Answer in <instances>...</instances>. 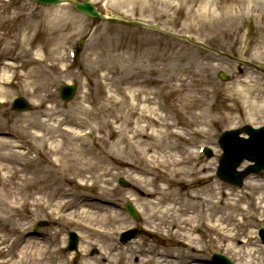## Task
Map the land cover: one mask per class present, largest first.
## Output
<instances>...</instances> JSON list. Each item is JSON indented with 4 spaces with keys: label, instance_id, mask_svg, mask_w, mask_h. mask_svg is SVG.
<instances>
[{
    "label": "rangeland",
    "instance_id": "obj_1",
    "mask_svg": "<svg viewBox=\"0 0 264 264\" xmlns=\"http://www.w3.org/2000/svg\"><path fill=\"white\" fill-rule=\"evenodd\" d=\"M92 1L101 11L188 34L237 60L156 31L90 20L70 6L0 0V141L15 152L6 162L0 159V177L11 189L0 183V264H27L18 258L26 244L20 232L39 220L48 225L34 237L38 245L28 252V264L40 263L42 249L51 254V264H201L212 252L234 264H262L255 229L264 226V178L249 175L238 188L214 171L220 132L264 121V75L238 61L252 57L264 63V0ZM80 38L72 63L68 51L76 50ZM219 71L227 81L218 78ZM65 82L78 84L69 102L57 96ZM193 82L196 91L186 86ZM202 91L208 92L207 106L199 98ZM17 95L32 103L30 111L9 108ZM132 103L136 113L131 109L124 118ZM138 106L149 112L138 116ZM167 121L177 126H164ZM90 123L99 132L86 143L77 140ZM135 144L156 158L170 154L183 161L184 175L145 198L141 175L132 167ZM198 146L211 148L212 157L200 154ZM14 173L18 180L9 179ZM119 177L130 186L120 187ZM91 182L93 189L79 185ZM191 194L197 197L189 199ZM133 197L139 222L120 209ZM7 198L14 202L11 211L3 203ZM233 201L238 210L227 209ZM210 203L212 217L191 231L188 219ZM13 218L19 220L15 228L7 225ZM114 220L121 223L112 241L92 233L113 232ZM133 226L153 235L118 246V234ZM71 230L80 236L76 252L63 248ZM55 247L59 251L52 254Z\"/></svg>",
    "mask_w": 264,
    "mask_h": 264
},
{
    "label": "bare ground",
    "instance_id": "obj_2",
    "mask_svg": "<svg viewBox=\"0 0 264 264\" xmlns=\"http://www.w3.org/2000/svg\"><path fill=\"white\" fill-rule=\"evenodd\" d=\"M41 62V61H39ZM30 78V77H29ZM181 79V78H180ZM178 79V80H180ZM202 83H200L201 85ZM189 90H197L198 89V86H195L194 82L193 83H188L186 85ZM195 90V91H196ZM194 91V92H195ZM203 100V102H205V106L209 105L208 101L210 100L208 98V92H205V91H202L201 92V97H199ZM209 99V100H208ZM249 101V100H247ZM124 106H127V108L129 107V105L127 103L124 102L123 104ZM136 106L135 104L132 103L131 107L128 109V111L126 110V112L124 114V118H128L129 117V114H132L131 112V109H133V113L135 114L136 113ZM139 107V106H138ZM206 108V107H205ZM139 110L140 112L138 113V116L140 114H144V113H147L149 112V109H147L145 106H141L139 107ZM145 116V115H144ZM93 123H90V126H92ZM97 125V124H95ZM126 128H124L122 130V132H125ZM144 130V129H143ZM133 141V140H131ZM0 148L1 150H3V152L0 153V159H4V161L6 162L7 160L10 159L11 155L14 154L15 152L14 151H11L10 152V148H11V144H8L6 141H0ZM164 157H167V160L166 159H161V158H156L155 156H150V157H144L141 159V161L143 162L144 165H141L140 163H137L135 162L132 167L134 169L135 172L139 173L141 175V184H143V188H146L145 191H142L143 195L145 196V198H148V197H153L154 195L157 194L156 190H157V187L156 185L153 183V181L149 180L148 178L150 177V175L153 174L154 171L156 170H160V167L161 165L163 166H175L174 169L176 168H179L181 165H182V161L177 159V160H172V156L170 154H164ZM172 161V162H169ZM3 166V168H5V165L2 163L1 164ZM174 172H176V170H174ZM16 178V174L14 173L9 179L12 180ZM151 178V177H150ZM17 179V178H16ZM18 180V179H17ZM170 181H173V178H170L169 179ZM81 181V180H80ZM0 183H2V186H4V190H7V187H9L8 191L10 192L11 189H10V186H9V182L7 180V178L5 177H0ZM23 183L21 182V184H19V182H17V186L20 187L22 186ZM92 187H94L93 185H91ZM147 186H150V188H147ZM161 190H162V186L159 187ZM193 195V194H191ZM197 195H193V196H189V199H194L196 198ZM257 199H261L260 197H257ZM240 197L238 198V201H240ZM138 201V200H137ZM3 203L4 205L6 206V208H8V211H11L12 208L14 207V202L12 199L10 198H7V199H4L3 200ZM234 201L232 202V204H229L227 205V209H231V210H238V206L234 205ZM146 204L149 206L150 204L153 206L154 205V202H150V201H146ZM197 205V204H196ZM211 208L213 209V203H210L209 207L207 210H205L204 212H197L195 214V216L191 217L188 219V221H198V216L199 215H203V217H212L211 213H210V216L208 215V212L211 211ZM2 209V208H1ZM19 221V220H18ZM16 219L13 218V220L8 223L7 225L10 226L11 228H15L17 225H18V222ZM115 224L118 226L121 222L120 221H117V220H114ZM34 237H29L27 238V241H26V244L25 245H22L21 246V250H20V253L18 255V258L22 261V260H25L26 263L28 264V261H27V257H28V252L31 251H35L36 250V246L38 245V243L33 240ZM106 239H108L109 241L111 240L109 237H106ZM33 240V241H32ZM109 249H111V243H109V246H108ZM3 251V249H2ZM34 253V252H33ZM41 253V251H40ZM39 259V255L37 257V260ZM40 259H42L40 257ZM86 264H90V263H86ZM110 264V262H109Z\"/></svg>",
    "mask_w": 264,
    "mask_h": 264
},
{
    "label": "water",
    "instance_id": "obj_3",
    "mask_svg": "<svg viewBox=\"0 0 264 264\" xmlns=\"http://www.w3.org/2000/svg\"><path fill=\"white\" fill-rule=\"evenodd\" d=\"M42 3H45V4H58V3H61V0H38ZM73 6L80 12H83L85 14H88L90 16H96L98 18H104L103 16H100L97 11L94 9V7L88 3V2H84V3H76V4H73ZM115 21H119L117 19H113ZM71 89L70 88H67V89H64V96L66 97V93L70 92L71 94L69 95L70 97L72 96V93H73V89L70 91ZM23 106H26L25 102L23 100H19L17 102V104L15 105V107H18V108H22ZM246 132L252 137V139L250 140V142H256L258 139L260 140L261 138V134H257L256 131H252V130H249L248 128H246ZM233 136H229L230 134L229 133H226L223 138L224 140H227V138H230V137H234V142H237L235 143L234 145H232L231 149V153L232 155L234 153H236V151L238 150L239 148V142L238 140H241V141H244V143H247V140H242V139H238V137L236 136V134H238L236 131L235 132H231ZM264 139V137H263ZM264 148V146L262 147V149ZM244 155V156H243ZM249 158L251 160H254L256 161V164L249 167L248 169H246L245 171L243 172H236L235 170H233V172L230 173V171H226L224 174H221L220 176L224 179H228V174H231L233 176V178H235V183L237 184H240L241 183V179L242 177L249 173L250 171H254V172H258V170L262 167V165L264 164V156H259L257 158L253 157L252 155L248 156V154L246 153L245 154H242L240 157H239V161H241L243 158ZM225 161V160H224ZM234 169V166L232 167ZM214 259L217 260L218 263L220 264H230V262L228 261L227 258L221 256V255H215L214 256Z\"/></svg>",
    "mask_w": 264,
    "mask_h": 264
}]
</instances>
